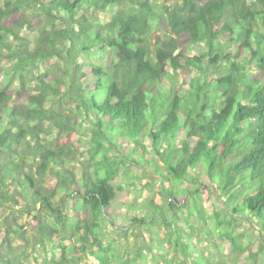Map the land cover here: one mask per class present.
<instances>
[{
  "label": "trees",
  "instance_id": "1",
  "mask_svg": "<svg viewBox=\"0 0 264 264\" xmlns=\"http://www.w3.org/2000/svg\"><path fill=\"white\" fill-rule=\"evenodd\" d=\"M156 1L5 0L0 6V58L14 51L21 82L0 89V208L16 206L0 223L7 253L14 234L24 246L14 253L23 257L58 237L46 249L53 264L91 256L112 264L116 256L104 233L118 231L112 212L123 191L118 177L131 172L138 183L157 177L148 185L155 191L159 180L155 193L164 209L149 201L154 210L124 220L150 232L161 226L167 248L156 258L145 244L135 260L115 258L118 264H256L264 255V0ZM30 10L40 17L37 28ZM21 29L38 31L34 49L20 40ZM182 35L206 50H181ZM49 61L63 62L62 76L39 73L38 93H31L22 71ZM77 115L91 129L74 145ZM131 141L134 154L126 148ZM19 198L27 202L24 210ZM74 198L79 211L68 209ZM18 213L31 216L32 232L16 221ZM66 240L74 246L68 249ZM204 242L207 252L197 248ZM23 257L14 263L2 255L0 264H23Z\"/></svg>",
  "mask_w": 264,
  "mask_h": 264
},
{
  "label": "rangeland",
  "instance_id": "2",
  "mask_svg": "<svg viewBox=\"0 0 264 264\" xmlns=\"http://www.w3.org/2000/svg\"><path fill=\"white\" fill-rule=\"evenodd\" d=\"M5 0H0V6L3 5ZM163 0H157L156 2L160 5V3ZM167 4V2L165 3ZM157 13L159 14L160 11L159 9H157ZM40 16V15H39ZM28 17L30 20H33V26L34 28H37L39 26V19L40 17H38V14L36 13V11L34 10H30L28 13ZM155 26L158 27L159 30H157L154 35H159L160 32L162 31V26L161 24L156 21L155 22ZM154 26V27H155ZM38 35V31L37 30H27V29H21L20 31V37L24 43V45H26L28 47V49L32 50L35 47V42H36V38ZM189 38L187 35H182L181 39H180V49L184 50L186 53L191 54V55H195L198 53H202L203 51L206 50L205 45H189L188 42ZM10 43L12 45V47H17L19 44V40L11 37L10 38ZM227 51L231 52L233 50V46L232 44H227ZM13 50H6L3 54V56L0 58V89H2L3 87H5L7 84H11L15 89H18L21 85L20 82V73L15 72L14 66L16 64V60L15 58H12L13 56ZM11 57V59L9 58ZM90 60H92L93 63H99L98 60L93 59L92 57L89 58ZM57 63V64H56ZM51 64L50 68H47L49 65ZM64 67L63 62H55L49 61L48 65H44L42 67H40L38 70L36 69H31V68H26L25 70L22 71V74L24 76V81H25V88L30 91L31 93H38L35 90L38 88V74L41 72L46 71L47 69L51 70V77L55 76H62V72L60 70H58L59 67ZM70 67H68V69H70ZM34 72V73H33ZM53 79V78H52ZM52 80L50 79L49 82H51ZM178 85H181L180 83ZM61 89H64L63 86L60 87ZM71 105L68 103L64 104L65 107V111H67V109H69ZM66 115H71L69 111H67L65 113ZM84 118L82 115H77L76 119L72 121L71 125L74 126V128L78 131L77 133L74 132L72 135V143H74V145H79L78 140L83 138V134L82 133H90L91 129V124L89 121H86L85 123L83 122ZM89 136V135H88ZM90 137V136H89ZM145 137V141L148 140V138L146 136ZM183 133L181 136L177 137V139L180 141L181 139H183ZM87 148V147H86ZM84 147V149H86ZM129 150V153H133L131 151H134V148L136 149V145L134 142H130V144L127 145L126 147ZM139 149L136 150V152H138ZM134 154V153H133ZM154 158L153 154H152V159ZM149 159H151V157H149ZM81 168L82 166L78 163H76L74 166H72V169L74 170V172L77 174L78 177L81 176ZM141 169L145 172H148L152 169L151 167H149V165H147L146 163H144L143 161L141 162ZM29 169H26V172H28ZM124 171V170H123ZM135 173V171H133ZM139 176V172L137 173ZM154 178H157L155 175L153 174H149L147 176H144V178H142V183H138L135 182V178H133V173L129 172L128 174H124L121 173L118 177V183L122 186L123 191H121L118 194V197L116 199V201L114 202L113 205V214L114 217L116 218V227L114 229L118 230L115 232H106L104 233V245H111V250L112 253L115 254V258H121L124 257L125 259H136V249L138 247H141L142 245L144 246L145 244H152V249L155 252L154 257L159 258V254L161 255L162 253H164L163 249L167 248L165 243L163 242L161 244V239L165 236L166 233H168V231L165 229L161 228V226H154V228L151 230H147V229H138L137 227L135 228H131V224L130 220H124L125 217L128 216H134V215H143L146 213H149V211L154 210L153 208V204L150 205L149 201H154L155 203H159L162 206V209H164L163 206V201L161 200V198L156 195L155 191H157L159 189V180L158 183H156V187H155V191L151 189V187L148 185V183H152L154 181ZM175 184L177 186L181 185L179 182H175ZM151 189V190H150ZM183 195V194H181ZM180 195V196H181ZM15 197L17 196V192H15L14 194ZM16 199V198H15ZM20 202H19V207L21 208V210H24L23 207L27 204L26 200H24V198H19ZM11 209L9 210H3L5 212V214H3V211L0 208V218H2L0 220V223L5 220L8 216L12 215L11 210H14V208L16 206H14L13 204H10ZM68 209L71 211H79L81 209L79 203H78V199L74 198V200L70 199L69 200V205H68ZM68 210V211H69ZM163 211V210H162ZM25 212V211H24ZM164 212V211H163ZM161 213V212H160ZM158 214L156 213L157 216ZM153 216V217H154ZM166 216L168 217V220H172V215L170 214V212L166 213ZM181 216V214L179 215ZM111 217V216H110ZM135 217V216H134ZM183 217V216H182ZM113 218V215L112 217ZM16 221L20 224V225H25L26 230H29L30 232L33 231V228L30 226L32 223L31 220V216L25 213H18L16 214ZM107 229L111 230L113 227L111 224H106ZM182 226L186 227V223L184 222V220L182 221ZM244 227H246L247 229V233L249 235V237L254 240L255 239V234L253 232H251V229L249 228V225L245 224ZM25 233L27 231H24ZM4 233H3V228L0 227V262L2 261L1 256L5 255L8 256V258L13 261L14 263L19 262V260H17V257H23V256H19L16 255L14 252H19V250H23L24 246L22 244L21 241L17 240V235L14 234V237L12 239V254L7 253V249H6V245H3V240H4ZM27 237V236H26ZM150 239H153L154 242L153 243H149ZM136 240V241H135ZM163 240V239H162ZM59 242L58 237H56L54 239V243L52 245H48L47 248H45L44 250H40L37 249L36 252H33V255H29V256H24L22 258L25 259V261H23V264H45V263H49V264H53L50 260V257L48 255V252L46 249H49L50 247H55V245H57ZM138 242V244L136 243ZM64 245L67 246V248L69 249V247H73L75 244V240L71 241V240H66L65 242H63ZM197 248L202 250L203 252H207L208 249V244L207 242L197 244ZM257 250V247L254 249ZM51 251V250H50ZM216 251V250H215ZM221 251V250H220ZM147 252V253H146ZM144 254V258L145 261H149V263L151 262V257H150V253L149 251H146ZM222 252V251H221ZM216 253H219V250L216 251ZM15 254V255H14ZM111 254V253H110ZM110 254H107L106 256L110 257ZM76 255V254H74ZM74 257H78V256H74ZM169 257V255L167 256V258ZM245 258L250 257V255L248 253H245ZM16 258V260H14ZM79 258V257H78ZM114 257H111L112 259V264H118L116 259ZM138 259V258H137ZM169 259V258H168ZM244 259V258H243ZM141 261L136 262L137 264H140ZM146 263V262H145ZM246 260H243L241 264H245ZM73 264H100L99 261L97 260L96 257L91 256L87 259H82L80 261H76ZM256 264H264V255L261 256Z\"/></svg>",
  "mask_w": 264,
  "mask_h": 264
}]
</instances>
